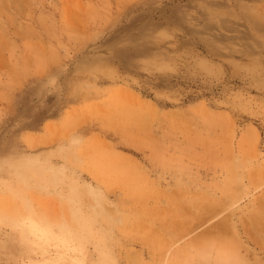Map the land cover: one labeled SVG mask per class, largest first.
I'll return each mask as SVG.
<instances>
[{
	"label": "rangeland",
	"instance_id": "rangeland-1",
	"mask_svg": "<svg viewBox=\"0 0 264 264\" xmlns=\"http://www.w3.org/2000/svg\"><path fill=\"white\" fill-rule=\"evenodd\" d=\"M0 264H264V0H0Z\"/></svg>",
	"mask_w": 264,
	"mask_h": 264
}]
</instances>
